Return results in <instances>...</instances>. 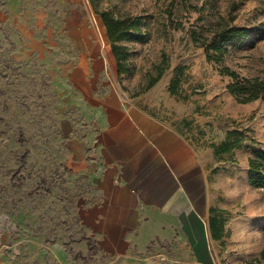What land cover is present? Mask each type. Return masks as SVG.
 <instances>
[{
    "label": "rangeland",
    "instance_id": "1",
    "mask_svg": "<svg viewBox=\"0 0 264 264\" xmlns=\"http://www.w3.org/2000/svg\"><path fill=\"white\" fill-rule=\"evenodd\" d=\"M96 6L115 18H143L142 39L120 43L127 57L119 88L209 154L214 216L224 232L210 242V264H264V188L247 179L248 158L264 150V101L239 104L226 89L230 79L200 47L217 28L248 29L225 46L223 65L241 78L264 79V0H99ZM66 12L57 0H0L2 264H124L99 248L81 217L98 193L61 127L70 110L65 73L76 54ZM97 45L108 43L100 35ZM158 66L163 73L153 84Z\"/></svg>",
    "mask_w": 264,
    "mask_h": 264
},
{
    "label": "crops",
    "instance_id": "2",
    "mask_svg": "<svg viewBox=\"0 0 264 264\" xmlns=\"http://www.w3.org/2000/svg\"><path fill=\"white\" fill-rule=\"evenodd\" d=\"M57 1L76 50L65 73L70 110L61 127L98 193L81 213L83 223L99 248L124 264H210V242L224 232L214 216L208 152L119 88L89 0ZM100 35L107 49H99Z\"/></svg>",
    "mask_w": 264,
    "mask_h": 264
},
{
    "label": "trees",
    "instance_id": "3",
    "mask_svg": "<svg viewBox=\"0 0 264 264\" xmlns=\"http://www.w3.org/2000/svg\"><path fill=\"white\" fill-rule=\"evenodd\" d=\"M99 0H89L90 5L95 9V14L100 18L106 32L107 39L110 44L112 55L115 58L117 66V74L122 75L124 68L122 63L125 62L127 54L126 48L121 46L125 40L136 39L140 41V26L142 17H126L115 18L108 11L98 12L96 4ZM249 33L248 29L224 27L217 28L210 38H205L200 43V47L204 50V55L208 63H212L219 67V75L228 77L230 82L226 89L228 93L239 103L247 104L253 101H264V79L260 78H241L234 71L223 65V58L226 53L225 46L234 40L245 38ZM194 41H198L193 36ZM165 63V56L161 64ZM158 78L153 82L156 83L163 73V69L158 66ZM150 87H152V85ZM223 150H230V144H223ZM248 164V183L264 188V150L254 151L251 153L247 161ZM264 258V250L262 252Z\"/></svg>",
    "mask_w": 264,
    "mask_h": 264
}]
</instances>
